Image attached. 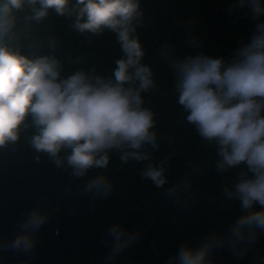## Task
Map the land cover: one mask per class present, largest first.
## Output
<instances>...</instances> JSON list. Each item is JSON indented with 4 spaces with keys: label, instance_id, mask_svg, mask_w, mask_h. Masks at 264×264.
Wrapping results in <instances>:
<instances>
[{
    "label": "clouds",
    "instance_id": "clouds-1",
    "mask_svg": "<svg viewBox=\"0 0 264 264\" xmlns=\"http://www.w3.org/2000/svg\"><path fill=\"white\" fill-rule=\"evenodd\" d=\"M227 3L229 16L251 25L227 55L209 53L196 19L179 21L188 24L184 44L190 51L164 40L155 53L171 74L164 94L174 96L181 126L214 155L211 164L195 154L185 159L173 180L179 150L151 103L161 84L145 59L141 30L150 21L144 0H0V151L14 153L25 141L37 163L45 157L67 175L62 201L86 198L90 210L113 196V172L139 165L140 180L177 213L191 211L202 202L197 180L214 169L225 179L209 202L235 205L238 214L182 239L160 264H220L225 254L230 264H264V0ZM52 16L88 44L113 34L120 55L110 71L87 67L83 56L65 51L60 36L44 27ZM165 144L172 150L158 158ZM61 210L62 202L47 197L25 208L11 233L0 231V264L9 255L18 264H36L42 229ZM79 212L78 203L68 209L69 215ZM170 219L175 223L176 215ZM145 236L139 225L107 224L99 239L102 264H121ZM149 248L160 255L155 241Z\"/></svg>",
    "mask_w": 264,
    "mask_h": 264
}]
</instances>
